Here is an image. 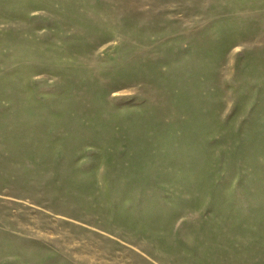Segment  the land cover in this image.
I'll return each mask as SVG.
<instances>
[{
  "label": "rangeland",
  "instance_id": "rangeland-1",
  "mask_svg": "<svg viewBox=\"0 0 264 264\" xmlns=\"http://www.w3.org/2000/svg\"><path fill=\"white\" fill-rule=\"evenodd\" d=\"M264 0H0V264H264Z\"/></svg>",
  "mask_w": 264,
  "mask_h": 264
},
{
  "label": "crops",
  "instance_id": "crops-1",
  "mask_svg": "<svg viewBox=\"0 0 264 264\" xmlns=\"http://www.w3.org/2000/svg\"><path fill=\"white\" fill-rule=\"evenodd\" d=\"M244 220H253V222L241 224L247 230H264V217H245Z\"/></svg>",
  "mask_w": 264,
  "mask_h": 264
}]
</instances>
